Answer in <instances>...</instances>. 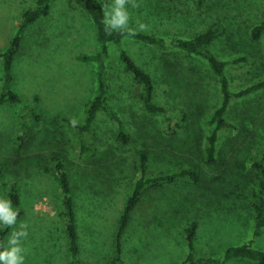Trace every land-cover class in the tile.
<instances>
[{"label":"rangeland","instance_id":"obj_1","mask_svg":"<svg viewBox=\"0 0 264 264\" xmlns=\"http://www.w3.org/2000/svg\"><path fill=\"white\" fill-rule=\"evenodd\" d=\"M51 1L49 14L24 32L12 64V89L34 106L40 117L35 122L25 115L29 122L25 146L15 140L23 107L0 105V175L15 182L20 196L23 222L28 224L27 260L69 264L72 259L60 189L53 176L41 169L51 164L54 153H61L66 161L77 259L82 264L111 260L119 217L139 173L141 151L154 173L193 167L200 179L187 183L177 178L143 193L130 214L142 222L133 225L129 219L121 236L123 264L137 260L139 264H180L188 253L183 228L193 220L197 223L194 261L198 257L222 259L229 246L249 241L264 251V227L253 238L249 207L255 189L249 160L264 153V86L233 99L226 117L234 128L219 130L215 161L206 164V136L214 127L206 118L221 100L218 79L206 62L178 49L161 51L123 38L120 44L127 46L150 74L154 101L165 109L162 115H150L141 103V86L124 71L118 45L111 42L107 74L112 88L107 103L120 111L129 138L125 143L116 140V124L99 111L91 132L81 134L85 145L95 146V152H81L67 122L81 123L86 103L96 93L97 62L79 57L98 51L96 28L83 0ZM34 4L35 0H0V51L8 48L21 13ZM143 6L147 15L136 19L135 25L139 20L148 25L147 32L165 37H190L221 20L231 31L218 37L212 50L223 60H236L226 66L231 91L264 79V35L258 41L250 34L264 13L263 0H205L201 5L197 0H146ZM128 11L131 22L134 16L131 8ZM2 76L0 62V89ZM0 198H5L1 190ZM146 219H157V224L152 225L151 220L150 226L155 227H149L145 234L130 233ZM19 225L17 221L15 226ZM129 235L138 249L128 255ZM32 246L34 249H29ZM224 264L264 261L232 258Z\"/></svg>","mask_w":264,"mask_h":264},{"label":"trees","instance_id":"obj_2","mask_svg":"<svg viewBox=\"0 0 264 264\" xmlns=\"http://www.w3.org/2000/svg\"><path fill=\"white\" fill-rule=\"evenodd\" d=\"M146 0H138L140 7L137 9L131 8V12L134 16L130 25L136 27L134 21L138 18H143L144 6ZM157 1V0H156ZM264 1V0H263ZM52 2V3H51ZM165 3L166 0H163ZM201 5L205 0H197ZM53 1L51 0H35L34 6L27 8L21 13L18 27L15 34L10 40V44L7 49L0 51V62L2 67V83L0 89V105L4 104H18L24 109V115L19 118L18 130L16 135V143L23 147L29 140L28 132V120L25 119V115H30L35 122L39 121V115L36 112L34 106H32L27 100H25L20 94L16 93L12 89V64L16 53L19 50L23 34L26 29L33 24L39 17L47 16L50 12ZM83 5L91 18L95 28L97 41L99 44L98 51L93 55H80L82 60H93L97 62V88L96 93L92 99L86 103L85 117L81 123H72V121L63 119L67 122L71 130L75 132L77 140L80 146V151H89L94 153L95 146H87L81 138L83 132H91L92 125L96 120V116L99 111L105 112L110 119L114 121L118 130L117 139L121 143H125L128 140V132L126 131L123 120L121 119L120 111L114 109L107 103L109 92L112 88L111 81L107 74L108 70V45L109 43H116L118 45V58L124 68V71L129 74L132 79L141 86L140 99L143 108L150 115H162L165 113V109L161 105H157L154 101V83L150 74L138 63L132 52L127 46L121 45L120 42L123 38L128 37L130 42H140L150 47H155L159 50L174 49L181 52H185L192 56L202 58L208 67L212 75H214L219 82V88L221 92L220 104L213 110L212 114L206 118V123L214 126L212 131L206 136V145L204 148V161L206 164L213 163L215 161V155L217 151V143L219 140V130L223 128L233 129V124L226 117L227 111L231 108V103L234 98L242 97L264 86V79L247 86L237 92H232L229 87V80L226 72V66L230 60H223L212 50L214 41L226 33L230 32V26H223L221 20H216L210 23L204 30L198 32L190 37L185 36H161L152 32H137L136 35H128L127 33L121 34L115 31H106L105 26L102 24L103 18V3L101 0H83ZM146 5V4H145ZM251 38L253 40H260L264 35V13L261 16V20L258 24H255L250 30ZM65 159L61 153H54L51 157L50 165H43L41 167L45 174L52 175L57 183L61 195L64 217L65 233L68 238V247L71 253L72 259L69 264H82L77 259L78 244L75 229V219L72 207V196L69 184V176L67 172V165ZM147 157L142 151L138 153V167L137 173L133 178V191L127 198L122 213L119 217L118 228L114 236V250L111 260L106 264H123L120 258L121 253V236L125 230L130 214L136 204L139 202L143 193L150 187H156L163 182H172L177 178L183 179L187 183L198 182L199 176L193 167L181 166L179 169L173 171H160L154 173L147 167ZM249 166L252 170V182L255 189L252 192L249 207L251 210L253 220L252 236L256 238L259 236L261 229L264 227V153L260 158L249 160ZM0 190L3 196L10 199L13 205V209L18 211V216L22 214L20 208V197L17 191L16 184L13 180H6L0 175ZM9 228L0 225V243L5 242V234ZM197 230L196 221H190L183 228L185 243L188 247V253L183 259L181 264H224L225 261L232 258L250 259L253 261H264V251L256 249L251 246L250 243H242L238 245L229 246L222 259H214L211 257H198L195 261L192 259L193 239Z\"/></svg>","mask_w":264,"mask_h":264},{"label":"clouds","instance_id":"obj_3","mask_svg":"<svg viewBox=\"0 0 264 264\" xmlns=\"http://www.w3.org/2000/svg\"><path fill=\"white\" fill-rule=\"evenodd\" d=\"M129 6L137 9L141 5L138 0H107L103 3L101 22L106 31L136 35L137 32L148 30V25L139 20L136 21L135 28L130 25ZM18 214L10 199L0 198V225L13 229L6 244L0 243V264H24L27 249L23 246V241L28 236V224L22 222L17 228L15 225Z\"/></svg>","mask_w":264,"mask_h":264},{"label":"crops","instance_id":"obj_4","mask_svg":"<svg viewBox=\"0 0 264 264\" xmlns=\"http://www.w3.org/2000/svg\"><path fill=\"white\" fill-rule=\"evenodd\" d=\"M19 197H20V196H19ZM20 208H21V200H20ZM21 210H22V208H21ZM129 219H130V224H133V225L137 224L138 222H142V220L140 221L139 218H131V216L129 217ZM131 220H132V221H131ZM151 220H152V225H156V224H157V222H156L157 219H146V223H144L143 226H141V227H135V226L132 227L130 233H132L133 231H134V232H135V231H138V232H142V233L145 234V232L149 230V227H150V228H154V227H155V226H150V225H151V223H150ZM17 221H19L20 224H21V221L23 222V212H22V214L19 216V218L16 219V223H17ZM128 224H129V221H128ZM9 230H10V228H9ZM9 230H8V231H9ZM7 233H8V232H7ZM7 233L5 234V242H4V244H6ZM127 242H128V255H129V253L131 254V252H132L133 250H136V249H138V248H135V244H134L133 239H132V237H131L130 235L127 237ZM23 246H24L25 248H27V238L23 241ZM29 249H34V246H32V247L29 248ZM140 258H141V255H139V259H140ZM180 260H181V259H180ZM182 261H183V260H181V263H182ZM181 263H180V264H181ZM24 264H34V263L31 261L30 258L27 260V253H26V255H25ZM134 264H139V260H137ZM149 264H159V261L150 262Z\"/></svg>","mask_w":264,"mask_h":264}]
</instances>
